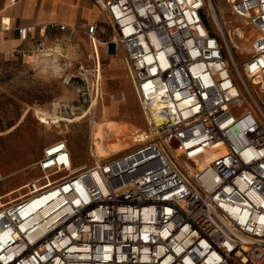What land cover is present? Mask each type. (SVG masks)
Segmentation results:
<instances>
[{
  "label": "built area",
  "instance_id": "obj_1",
  "mask_svg": "<svg viewBox=\"0 0 264 264\" xmlns=\"http://www.w3.org/2000/svg\"><path fill=\"white\" fill-rule=\"evenodd\" d=\"M95 1L147 126L79 168L65 138L45 146L41 175L0 206V264H264V0H225L217 31L214 0ZM96 30L75 77L98 92ZM234 38L250 39L242 60ZM13 53L52 54L43 39Z\"/></svg>",
  "mask_w": 264,
  "mask_h": 264
},
{
  "label": "rangeland",
  "instance_id": "obj_2",
  "mask_svg": "<svg viewBox=\"0 0 264 264\" xmlns=\"http://www.w3.org/2000/svg\"><path fill=\"white\" fill-rule=\"evenodd\" d=\"M214 2L219 10L228 12L225 0ZM207 9L209 10L207 23L211 30L217 31L216 15L210 1L207 3ZM235 20L241 22L239 18ZM234 40L237 43V47L232 48L235 58L237 60L246 58L248 49L242 47H249L250 39ZM116 56L123 57V53L120 52ZM105 57L111 58L112 54H105ZM124 72L127 74L125 76L127 97L124 99L121 97L124 88L116 85L118 79L109 76L106 69L105 85H102L98 92L92 86L90 88L85 86L78 78L74 82L65 83L64 78L57 72L45 71L44 75H40V72L21 67L0 72L2 174L10 173L15 163L22 165L25 161L38 159L43 153L41 147L48 138L54 140L71 135L79 145L76 148L79 155L89 158L92 162L95 159H104L129 146L132 142V131L146 127L147 120L128 68H125ZM39 116L50 119L51 125H46ZM22 143H26L29 150L23 152L15 161L12 159L14 146ZM91 149L95 155L91 153ZM31 170L34 172L30 177L41 173L34 167L28 168L26 172ZM16 176L19 177V185L28 180V177L24 180L28 176H25V170H20ZM20 188L11 196L1 199L2 202L22 193L23 185Z\"/></svg>",
  "mask_w": 264,
  "mask_h": 264
},
{
  "label": "crops",
  "instance_id": "obj_3",
  "mask_svg": "<svg viewBox=\"0 0 264 264\" xmlns=\"http://www.w3.org/2000/svg\"><path fill=\"white\" fill-rule=\"evenodd\" d=\"M50 22L64 23L67 26L65 29H61L59 26L45 28V25ZM91 24H96V35L100 38L96 47L101 58L102 85H105L106 74L104 71L106 69L109 72V76L118 79V84L116 85L124 88L121 95L122 99H124L127 97L125 92L127 85L125 76L127 74L124 72L127 65L121 56L112 54L111 58L105 57V54H108L105 50V40L111 36V25L105 11L102 10L95 0H0V72L21 67L27 70H34L37 73L40 72V75H44L45 71L57 72L60 77L64 78L63 81L65 83L76 81L77 62L81 60L88 61L87 54L93 51L94 45L84 33V30ZM23 25L33 26L26 39L21 38L18 31V27ZM40 25L41 27H39ZM39 39L45 41L48 52L52 54L40 58L35 54L22 55L13 53L15 49H28L35 46ZM58 52L65 56L60 59V62L56 61ZM108 81L110 83L111 78ZM12 127L14 128L15 125ZM60 138L67 140L73 154L75 168L94 163L89 158L86 159L79 155L76 149L79 145L71 135ZM60 138L54 140L48 138L42 145L41 150H44L49 143ZM27 150L29 149L26 143L15 145L12 159L16 161ZM42 154L38 159L25 161L24 165L15 163L12 171L4 175L0 164V175L2 176L0 194H4L5 197L11 196L20 190V186L23 185L24 191L9 199L22 196L27 191L25 184L41 175L40 173L37 176L30 177L34 171L26 172V170L34 167L41 172L37 161ZM20 170H25V176L28 175L24 179L27 180L28 177V180L22 185H19V177L16 176ZM62 174L63 172L56 175V177Z\"/></svg>",
  "mask_w": 264,
  "mask_h": 264
},
{
  "label": "bare ground",
  "instance_id": "obj_4",
  "mask_svg": "<svg viewBox=\"0 0 264 264\" xmlns=\"http://www.w3.org/2000/svg\"><path fill=\"white\" fill-rule=\"evenodd\" d=\"M212 7H213V11L214 12H216L217 10H218V8H217V5H214L213 4V2H212ZM220 11V10H219ZM240 46V45H239ZM233 47H237V43L235 42V40H230V42H228V49H229V51H230V53H231V55L234 57V53H233V50H232V48ZM243 49H249V47H242ZM94 105H95V103H94ZM86 115V114H85ZM84 116V115H83ZM40 117V119L42 120V121H44L45 123H46V125H51V123H50V119H46V117H43V116H39ZM49 118H51L50 116H48ZM95 146V145H94ZM93 150H94V147H93ZM91 152H92V149H91ZM17 198H15V199H13V200H16ZM0 202H1V204H0V206L2 205V204H5V202H2V200H0Z\"/></svg>",
  "mask_w": 264,
  "mask_h": 264
}]
</instances>
